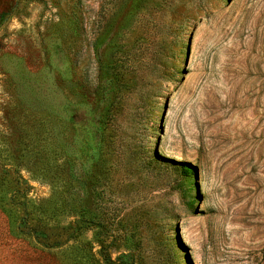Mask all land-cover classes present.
<instances>
[{
  "label": "rangeland",
  "instance_id": "rangeland-1",
  "mask_svg": "<svg viewBox=\"0 0 264 264\" xmlns=\"http://www.w3.org/2000/svg\"><path fill=\"white\" fill-rule=\"evenodd\" d=\"M148 33L112 158L104 57ZM0 264H264V0H0Z\"/></svg>",
  "mask_w": 264,
  "mask_h": 264
},
{
  "label": "trees",
  "instance_id": "trees-1",
  "mask_svg": "<svg viewBox=\"0 0 264 264\" xmlns=\"http://www.w3.org/2000/svg\"><path fill=\"white\" fill-rule=\"evenodd\" d=\"M154 35L146 34L148 45L140 42L129 50L111 49L104 57V80L97 89L98 94L104 93V107L98 111L96 119L98 140L104 132V155L120 160L125 157L132 95L149 86L159 71L160 51ZM107 260L111 259L107 257Z\"/></svg>",
  "mask_w": 264,
  "mask_h": 264
}]
</instances>
